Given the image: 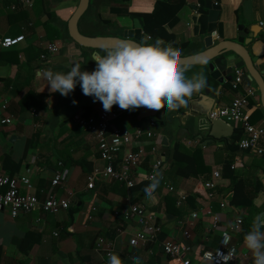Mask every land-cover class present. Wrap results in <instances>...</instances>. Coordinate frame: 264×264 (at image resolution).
Returning a JSON list of instances; mask_svg holds the SVG:
<instances>
[{"label": "crops", "instance_id": "1", "mask_svg": "<svg viewBox=\"0 0 264 264\" xmlns=\"http://www.w3.org/2000/svg\"><path fill=\"white\" fill-rule=\"evenodd\" d=\"M17 1L0 0V36L22 38L11 49L0 48V175L28 179V185L19 184L20 194L35 196L41 202L49 196L62 199L68 191L75 195L71 208L59 215L45 214L38 208L14 219L9 212L0 210V264H108L105 244L113 248L112 254L118 256L121 264H134L133 258H138V264H183L184 259L190 260L191 264H209L201 256L206 251L219 248L224 232L231 233L238 251V260L231 264H252V256L244 246L243 237L250 230L253 218L263 212L264 196L261 195L248 209L237 208L232 204V180L224 178L223 172L226 166H231L239 176H254L264 186V156L240 151L232 153L228 146L236 129L243 137L241 127L218 123L215 124L217 129L213 130L212 121L209 122L207 116L192 118L187 124L190 134L195 136L191 139H177L182 128L179 122L174 141H168L164 146L172 115L188 110L206 112L211 110L213 103L212 110L233 104L238 92L231 88L232 80L229 78L236 67L246 71L242 60L236 57L234 62L226 64L221 83L213 80L203 65L182 67L187 69L185 76L188 78L203 76L205 86L186 97V103L177 110L120 109L113 105L110 111H105L99 101L93 102L92 97L83 95L79 85L68 96L50 91L43 75L49 69L53 72L69 71L67 68L52 69V63L48 61L53 56L41 60L40 57L46 53L45 48L51 43L62 44L64 51L68 48L69 55L73 57L71 63H79L81 70L92 71L94 58L97 54H104L91 49L82 52L69 36V21L79 0H34L31 7L9 11L7 7ZM99 1L90 0L92 11L79 25L83 35L90 33L101 35V38H118L125 31L133 30L137 19L143 34L150 39L149 43H153L155 40L144 30L145 17L155 14L161 3L177 0H105L98 7ZM184 2L175 25L163 27L166 34L174 39H160L162 46L170 44L180 49L179 59L191 58L205 51L199 44L203 37L194 36L191 20L195 14L193 8H204L207 0ZM212 2L220 8L213 40L237 42L242 29L254 30L258 35L247 50L255 58L258 70L264 72V0ZM94 22L113 25L90 32L88 25ZM54 36L58 38L52 40ZM232 55L230 53L227 57ZM249 86L257 91L249 108V120L253 125L264 128L259 90L246 78L244 88ZM103 112L111 116L109 132L147 130L151 122L156 123L153 133L160 155L151 154L153 144L147 140L127 148L128 151L140 147L147 153L143 164L134 170V189L119 183H98L92 190L87 188L88 176L106 164L100 158L97 140L83 132L81 122L95 119L99 123ZM56 114L58 120H54ZM8 117L12 118V123L2 125L1 121ZM218 121L221 120L213 122ZM201 134L203 139L198 138ZM178 143L193 153L197 152L196 172L189 177L169 173L174 163L173 147ZM156 159L164 161V181L159 180L155 194L146 199L141 192L143 188L138 187L144 183L143 178ZM119 166L118 161L116 167ZM214 173L220 176L215 178ZM57 176H61V180L53 186ZM207 182L216 186L212 200L204 186ZM167 185L174 192H170ZM182 194L187 200L178 206ZM133 206H144L155 217V223L161 228L157 241L130 245L135 234L142 232L136 218L123 219ZM206 210L219 217L218 228H212ZM194 213L198 214L196 219L192 217ZM239 220L243 222L240 228L237 227ZM186 232L191 235L189 241L184 239ZM166 240L180 245L187 243L192 251L170 258L162 250V243ZM100 242H103L102 246Z\"/></svg>", "mask_w": 264, "mask_h": 264}, {"label": "built area", "instance_id": "2", "mask_svg": "<svg viewBox=\"0 0 264 264\" xmlns=\"http://www.w3.org/2000/svg\"><path fill=\"white\" fill-rule=\"evenodd\" d=\"M34 0H18L17 3L11 4L7 7L9 11H18L22 7H31ZM0 13V17H1ZM22 38L13 39L10 37L0 36V48L11 49L17 45ZM62 44L56 42L51 43L45 48V52L40 58L42 61L48 59L49 56L58 55L61 52ZM248 78L247 72L243 68L236 67L233 70V78L230 83L231 88L238 92L237 98L229 107L214 109L209 115V121L221 120L227 124L239 125L243 131V137L236 142L240 152L254 154L259 157L264 156V148L262 143L264 141V128L253 125L249 120V108L251 101L256 97L257 91L253 86L244 88V80ZM7 104L4 105V109ZM111 116L109 113L103 112L100 114V122L97 123L95 119H89L81 122V128L85 134L94 136L98 142V150L100 158L105 162L103 168H96L87 178V188L92 190L98 183L113 184L119 183L129 189H133L136 184L134 170L138 169L146 159L147 153L144 149L138 147L136 150H128L127 148L135 146L144 140L153 144L151 154L160 155V149L155 143L156 135L153 129L156 127L155 122H151L147 130L138 128L135 131L128 130H114L109 132V122ZM12 123V118L8 117L1 121L2 125H9ZM140 148V149H139ZM119 161L120 166L116 167ZM234 169V168H233ZM164 161L156 159L150 167L149 173L143 178V181L151 182L153 178L158 176L160 181H164L163 176ZM215 178H218L219 173H214ZM61 180V176H57L53 182V186L57 185ZM29 184L26 178L17 179L10 178L5 175H0V210L9 212L12 218H18L23 214H28L36 209H42L45 214L59 215L67 212L72 204L74 192L68 191L67 195L62 199H56L49 196L44 202H41L35 196H22L19 191V184ZM205 189L209 193V198L212 200L215 197L216 186L213 182L205 183ZM170 192L174 189L167 185ZM187 200L185 195H180L178 206ZM206 215L211 218L212 228L216 229L219 225V217L214 215L211 210H206ZM193 219L198 217L197 213L192 215ZM136 218L142 232L135 234L130 242L131 246H136L140 243L148 241L155 242L158 240L161 228L155 223V217L148 213L144 206H133L130 212L123 215L125 221ZM242 221H237V227L240 228ZM146 234V235H145ZM191 235L184 233V239L189 241ZM103 242H100V246ZM106 246L108 256L112 254L113 248L110 245ZM162 250L164 254L170 258H178L191 253V247L186 243L180 245L179 243L166 240L162 243ZM237 247L233 244L231 233L224 232L221 236L219 248L216 251H206L202 254L201 259L209 264H231L238 260ZM183 264H191L188 259L183 260Z\"/></svg>", "mask_w": 264, "mask_h": 264}, {"label": "clouds", "instance_id": "3", "mask_svg": "<svg viewBox=\"0 0 264 264\" xmlns=\"http://www.w3.org/2000/svg\"><path fill=\"white\" fill-rule=\"evenodd\" d=\"M101 51L104 54L94 58L92 71L81 70L79 63L67 72L46 70L43 75L49 90L68 96L79 85L82 94L99 101L105 111L113 105L120 109L176 110L186 103V97L205 86L203 76H185L187 69L179 64L180 49L170 44L162 46L160 39L153 43L119 39L104 45ZM158 184L157 176L141 190L143 197L151 198ZM243 242L251 253L252 264H264V212L253 218ZM133 260L138 264V258ZM108 264L121 261L111 254Z\"/></svg>", "mask_w": 264, "mask_h": 264}, {"label": "water", "instance_id": "4", "mask_svg": "<svg viewBox=\"0 0 264 264\" xmlns=\"http://www.w3.org/2000/svg\"><path fill=\"white\" fill-rule=\"evenodd\" d=\"M90 7V0H79V4L77 10L69 21V36L71 40L81 48L82 52H86V50H96L98 53L102 52L101 49L104 45H109L119 39L131 38L136 40L137 42L143 40L146 43L150 42V39L143 34L142 25L139 20L134 21V29L130 31H125L121 37L118 38H101V37H87L82 34L80 31V22L85 18L86 13L88 12ZM194 16L191 20L194 36L195 37H203L202 41L199 42L201 46L204 48V52L198 54L197 56L187 58V59H179V64L181 67L188 66H199L203 65L206 67V73L208 72L209 76L221 83L222 79L224 80V76L222 75L227 68L228 62H234L236 57L242 60L244 67L248 74V79L255 83L259 90L261 105L264 109V72H260L256 66L255 58L249 54L247 47L254 42V39L258 34L254 30H244L242 29V34L237 42H217L213 40L216 36V28L217 21L220 15V8L212 2V0H207L204 8H193ZM64 49L62 46L61 52ZM64 51V50H63ZM60 52V53H61ZM59 53V54H60ZM233 53L234 55L227 57L228 54ZM73 57L69 55V50L66 48L64 53L60 55H55L53 58H50L48 63H52V69L56 68H67L71 69L73 64L71 63ZM232 73V71L230 72ZM229 73V74H230ZM222 78V79H221ZM233 73L229 78L232 80ZM204 98V96L202 97ZM214 103L212 104L211 110L206 112H200L196 110H188L180 115H172L170 120L172 121V125L168 126V136L164 140V146L168 145V141H174V135L176 131L177 124L180 122L182 128L178 132L177 139L183 140L191 139L193 136L190 134L187 124L191 121L192 118L197 119L199 117H206L208 119L209 113L212 111ZM177 110V109H176ZM56 117L54 120H56ZM58 120V119H57ZM209 120V119H208ZM211 122V121H209ZM222 123L227 125L222 121L213 122L212 128L216 130L217 127L215 124ZM190 128L193 127L192 124L189 125ZM171 131V132H170ZM173 133V134H171ZM199 139H203V135L198 136Z\"/></svg>", "mask_w": 264, "mask_h": 264}, {"label": "trees", "instance_id": "5", "mask_svg": "<svg viewBox=\"0 0 264 264\" xmlns=\"http://www.w3.org/2000/svg\"><path fill=\"white\" fill-rule=\"evenodd\" d=\"M128 1V0H124ZM105 0H101L98 3V7L104 3ZM185 6L184 0H177L175 2L170 3H161L160 8L158 11L149 16L145 17L144 19V30L145 32L153 39H163L166 40H172L174 39L173 36L167 35L163 27L165 25L173 26L177 22V15L180 13V11ZM91 5L89 7L88 12L85 16H87L89 13H91ZM96 18L99 19L98 16ZM112 23H92L88 25L90 32H98L99 29L103 28L104 26H112ZM88 36L87 37H99L101 35H89L90 33H85ZM57 36H54L53 39H57ZM242 139V134L239 129L235 130V135L233 137L232 143L228 146L229 150L232 153H236L239 151L238 147L236 146V142ZM197 152H191L190 150L186 149L185 146L182 144H176L173 147L172 152V158H173V165L170 168V174L176 175L180 177H189L193 173L196 172V166H197ZM224 178H229L232 180V191H233V199L232 204L240 209H248L252 203L257 200L261 195L264 196V186L263 183L255 178L254 176H248L247 178L241 177L238 175L236 171L232 169L231 166H226L225 171L223 172ZM149 181H144V183L139 186L138 188H144L146 185H148ZM135 188V186H134ZM133 188V189H134ZM157 188L154 190L155 191ZM261 210L264 212V204L261 206ZM249 227L246 226V228Z\"/></svg>", "mask_w": 264, "mask_h": 264}]
</instances>
